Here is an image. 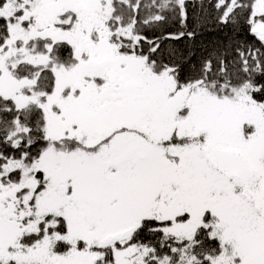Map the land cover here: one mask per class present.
<instances>
[{"label": "snow or ice", "instance_id": "1", "mask_svg": "<svg viewBox=\"0 0 264 264\" xmlns=\"http://www.w3.org/2000/svg\"><path fill=\"white\" fill-rule=\"evenodd\" d=\"M195 7L0 0V264H264V0Z\"/></svg>", "mask_w": 264, "mask_h": 264}, {"label": "trees", "instance_id": "2", "mask_svg": "<svg viewBox=\"0 0 264 264\" xmlns=\"http://www.w3.org/2000/svg\"><path fill=\"white\" fill-rule=\"evenodd\" d=\"M190 2L194 3L196 7L194 9H190V11L194 12L195 15L199 16L201 14L199 4L200 0H190ZM212 10L208 9L206 10L205 14H210ZM220 33L216 30L212 29V21L209 20V30L205 31L203 33V36L200 38V40L197 41V44H208L213 40H216L219 37ZM179 47H182V45H178Z\"/></svg>", "mask_w": 264, "mask_h": 264}]
</instances>
